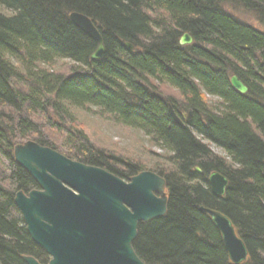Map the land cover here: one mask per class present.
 <instances>
[{"label":"trees","instance_id":"obj_1","mask_svg":"<svg viewBox=\"0 0 264 264\" xmlns=\"http://www.w3.org/2000/svg\"><path fill=\"white\" fill-rule=\"evenodd\" d=\"M240 11L264 28V0H0L1 264L48 261L14 206L17 192L37 188L13 160L17 144L35 142L124 181L144 171L93 145L71 108H95L165 153L150 171L165 179L166 213L138 225L132 243L142 263L232 264L204 208L232 222L248 252L243 264H264V31ZM77 12L103 39L100 60L69 20ZM184 34L189 46L178 44ZM57 60L77 68L55 71ZM235 75L245 94L230 85ZM53 133L67 136L66 151ZM212 172L228 181L222 197L207 185Z\"/></svg>","mask_w":264,"mask_h":264},{"label":"water","instance_id":"obj_2","mask_svg":"<svg viewBox=\"0 0 264 264\" xmlns=\"http://www.w3.org/2000/svg\"><path fill=\"white\" fill-rule=\"evenodd\" d=\"M70 22L97 43L91 59L99 60L104 48L102 37L92 21L79 13L69 14ZM184 35L179 45H189ZM128 50H132L125 44ZM230 85L239 94L244 86L235 75ZM173 121L182 128L176 115ZM13 160L31 176L39 190L15 194L16 206L33 243L50 257L48 264H144L135 255L132 243L138 225L161 218L166 213V182L152 172H140L128 182L99 168L72 161L53 149L35 142L17 144ZM197 172H200L196 168ZM227 179L218 172L208 177L214 197L223 196ZM216 231L229 262L243 264L248 256L244 242L219 211L200 208ZM26 264H39L23 257ZM1 264V263H0Z\"/></svg>","mask_w":264,"mask_h":264},{"label":"rangeland","instance_id":"obj_3","mask_svg":"<svg viewBox=\"0 0 264 264\" xmlns=\"http://www.w3.org/2000/svg\"><path fill=\"white\" fill-rule=\"evenodd\" d=\"M240 20H245L254 29L264 31V28L257 19L247 14L244 11H240ZM72 68H77L75 64L66 60H57L53 65L55 71L64 70L66 74H69V70ZM175 96L179 99L177 92L169 89L168 96ZM70 115L75 119L76 125L79 127L80 131L85 134L90 142L102 149L106 154L113 155L115 157L121 158L125 163H136L144 168L146 171H150L153 168L152 164L156 160L161 161V156L165 153L162 149L156 146L150 145L148 139L141 131H136L131 128H125L119 124L113 123V121L105 115L98 114L95 108L84 110L71 108ZM51 138L57 144V147L63 151H66L65 141L66 135L55 134L51 135ZM66 148V149H65ZM213 153L220 155V153L212 149ZM167 194V189L165 190V195Z\"/></svg>","mask_w":264,"mask_h":264},{"label":"bare ground","instance_id":"obj_4","mask_svg":"<svg viewBox=\"0 0 264 264\" xmlns=\"http://www.w3.org/2000/svg\"><path fill=\"white\" fill-rule=\"evenodd\" d=\"M77 13H78V12H77ZM70 14H71V13H70ZM79 14H80V13H79ZM81 15H82V14H81ZM83 16H85V15H83ZM87 18H88V17H87ZM88 19H90V18H88ZM90 20H91V19H90ZM91 21H92V20H91ZM92 23H93V22H92ZM71 24H72V23H71ZM72 25H73V24H72ZM73 26H74V25H73ZM94 26H95V25H94ZM96 28H97V27H96ZM184 35H188V34H184ZM184 35H182V36H184ZM182 36H181V37H182ZM188 36H190V35H188ZM100 37H101V36H100ZM181 37H180V38H181ZM190 37H191V36H190ZM180 38H179V39H180ZM191 39H192V38H191ZM93 41H94V40H93ZM94 42H95V41H94ZM178 42H179V40H178ZM95 43H96V42H95ZM191 43H192V41H191ZM191 43H190V44H191ZM102 44H103V39H102ZM178 44H179V43H178ZM180 46H183V45H180ZM185 46H189V45H185ZM125 47H126V46H125ZM96 48H97V43H96ZM103 48H104V46H103ZM126 48H127V47H126ZM104 49H105V48H104ZM127 49H128V48H127ZM96 51H97V49H96ZM96 51H95V52H96ZM95 52H94V53H95ZM94 53H93V54H94ZM103 54H104V52H103ZM102 56H103V55H102ZM102 56H101V57H102ZM90 59H91V56H90ZM100 59H101V58H100ZM100 59H99V60H100ZM93 60H95V59H93ZM232 77H233V76H231V78H232ZM231 78H230V80H231ZM168 111H169L171 117H172V114L175 115V112L172 110L171 106H169ZM182 127H183V126H182ZM180 128H181V127H180ZM141 172H152V171H146V170H144V171H141ZM152 173H154V172H152ZM154 174H155V173H154ZM155 175H157V174H155ZM157 176H158V175H157ZM158 177H159V176H158ZM208 177H209V175H208ZM160 178H161V177H160ZM207 185H208V179H207ZM227 187H228V186H227ZM226 189H227V188H226ZM226 189H225V191H226ZM210 192H211V191H210ZM224 193H225V192H224ZM223 195H224V194H223ZM166 197H167V195H166ZM219 197H222V196H219ZM167 203H168V202H167ZM230 222H231V221H230ZM231 224H232V222H231ZM232 226H233V224H232ZM241 241H242V240H241ZM243 242H244V241H243Z\"/></svg>","mask_w":264,"mask_h":264},{"label":"flooded vegetation","instance_id":"obj_5","mask_svg":"<svg viewBox=\"0 0 264 264\" xmlns=\"http://www.w3.org/2000/svg\"><path fill=\"white\" fill-rule=\"evenodd\" d=\"M91 167V166H90ZM94 168V167H93ZM96 168H98V167H96ZM99 169H101V168H99ZM103 170V169H102ZM105 171V170H104ZM108 172V171H107ZM134 177V176H133ZM129 181V180H128ZM128 181H125V182H128ZM37 185V184H36ZM33 190H39V188H38V186H37V188L36 189H33ZM28 193H30V192H28ZM28 193H26L25 195H27ZM24 223V222H23ZM24 227H25V225H24ZM30 239V238H29ZM32 241V240H31ZM33 242V241H32ZM42 250V249H41ZM42 251H44V250H42ZM44 253H45V251H44ZM46 254V253H45ZM46 256L48 257V261L45 263V264H48L49 262H50V257H49V255H47L46 254ZM23 257H30V256H26V255H22L21 256V260H22V258ZM30 258H32V259H34L33 257H30ZM35 260V259H34ZM23 261V260H22ZM36 261V260H35ZM38 262V261H37ZM1 263V262H0ZM24 263H25V261H24ZM39 263V262H38ZM26 264V263H25ZM40 264V263H39Z\"/></svg>","mask_w":264,"mask_h":264}]
</instances>
